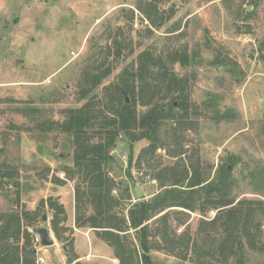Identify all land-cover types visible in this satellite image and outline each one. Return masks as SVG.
<instances>
[{
	"label": "rangeland",
	"instance_id": "1",
	"mask_svg": "<svg viewBox=\"0 0 264 264\" xmlns=\"http://www.w3.org/2000/svg\"><path fill=\"white\" fill-rule=\"evenodd\" d=\"M146 1L0 0V164L10 173L0 179V213L36 212L29 228L35 264H120L95 229L77 225L76 189L85 184L76 173L73 136L60 124L68 109L90 99L97 108L107 106L123 71H136L145 50L165 58L184 52L188 62H168L181 88L169 91L155 71L151 102L136 100L139 116L163 109L150 131L156 152L143 153L151 140L118 133L105 166L120 197L114 214L128 218L131 204L170 187L169 168L178 177L198 168L209 183L229 165L233 196L264 201V0H159L163 20L155 22L139 8ZM108 69L84 97L87 77ZM50 197L65 212L56 216ZM253 207L264 242V216ZM173 209L167 223L158 215L149 224L156 264H240L236 256L224 260L207 252L222 237L221 227L203 224L216 209ZM165 225L167 240L157 231ZM43 227L54 245L37 241ZM122 234L129 247H138L134 230ZM244 253V264H264V250L246 245Z\"/></svg>",
	"mask_w": 264,
	"mask_h": 264
},
{
	"label": "trees",
	"instance_id": "2",
	"mask_svg": "<svg viewBox=\"0 0 264 264\" xmlns=\"http://www.w3.org/2000/svg\"><path fill=\"white\" fill-rule=\"evenodd\" d=\"M158 2L159 0H147L139 7L152 22H155L156 17L163 20L159 15ZM261 57L264 59V45ZM167 58L148 50L143 51L138 57L136 71L129 69L123 71V80L120 84H115V96L107 101V106L97 108L96 100L90 99L80 108L67 110V118L60 124V129L73 136L74 165L77 168L76 173L82 177L81 181L85 184L84 189H81L82 186L76 189L77 225L79 227L88 225L95 229L96 234L114 249L120 264H156L151 254V239L155 235L149 225L153 218L160 215L158 218L167 223L172 211L177 210L173 208H182L184 212L199 210L204 213L213 208L217 210V214L212 219L203 221V224L221 227L222 237L220 241L213 243L207 252L212 256L219 254L224 260L229 256H236L237 261L244 264L246 245L253 250H264V242L257 232L261 228V222H257V210L253 207L254 204H258L260 214L264 216V201L237 200L233 196L231 187L233 178L229 165L218 168L216 177L209 183H206L208 180L202 176L198 168L194 169L191 175L185 171L181 177H178L175 168H169V176L173 179L170 187L158 193L153 199L131 204L128 218H118L117 214H114L120 197L113 195L115 181L105 166L112 158L110 152L116 145L118 133L123 131L135 140L141 138L151 140L143 153H155L159 146L156 137L151 135L150 131L164 113L163 109H154L146 115L139 116L136 100L145 98L142 103L151 102V95L154 93L151 84L155 71L159 75L156 80L164 82L169 91L183 86L182 80L171 73L168 62L187 63L188 55L174 51L168 54ZM109 74L108 69L101 74L89 75L87 78L91 86L88 93L83 96L92 93ZM125 94L130 96L131 102L123 98ZM106 107L112 116L104 114ZM138 130L141 132L136 133ZM234 163L235 161H232L230 165L234 166ZM9 176V170H4L0 164V179ZM185 181H188L186 186ZM47 201L48 206L55 210L56 216L65 212L64 206L52 197ZM42 204L45 202L42 201ZM82 206L83 208L89 206L92 212L86 215L82 212ZM36 215V212L30 211L0 213V264H35L32 257L35 250L30 245L29 228L33 226ZM56 221L58 220L53 221L55 227ZM130 230H134L138 240V247L134 249L124 241L125 234H122ZM157 231L162 233L165 240L169 239L166 225L163 229L157 228ZM191 242V245H197L195 240Z\"/></svg>",
	"mask_w": 264,
	"mask_h": 264
},
{
	"label": "water",
	"instance_id": "3",
	"mask_svg": "<svg viewBox=\"0 0 264 264\" xmlns=\"http://www.w3.org/2000/svg\"><path fill=\"white\" fill-rule=\"evenodd\" d=\"M126 101H128V99L126 98ZM44 219L46 220V216H44ZM39 234H40V243L42 246L44 247H49L54 245V239L51 236V233L49 231L48 228L43 227L39 230Z\"/></svg>",
	"mask_w": 264,
	"mask_h": 264
},
{
	"label": "built area",
	"instance_id": "4",
	"mask_svg": "<svg viewBox=\"0 0 264 264\" xmlns=\"http://www.w3.org/2000/svg\"><path fill=\"white\" fill-rule=\"evenodd\" d=\"M37 241L39 242V241H40V239H37Z\"/></svg>",
	"mask_w": 264,
	"mask_h": 264
}]
</instances>
